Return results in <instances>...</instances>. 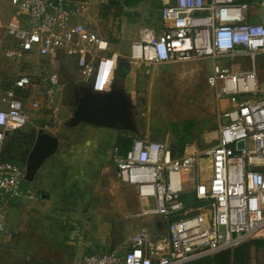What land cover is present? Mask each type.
<instances>
[{
    "label": "built area",
    "instance_id": "obj_1",
    "mask_svg": "<svg viewBox=\"0 0 264 264\" xmlns=\"http://www.w3.org/2000/svg\"><path fill=\"white\" fill-rule=\"evenodd\" d=\"M153 1L161 5L160 24L140 31L128 60L150 67L210 58L209 85L228 105L208 149L179 153L165 141L137 136L114 145L116 174L136 190L137 217L154 227L143 222L126 245L88 253L81 264H183L264 239V90L256 70L258 55H264V0ZM9 2L13 10L2 25L11 42L8 58L20 63L67 55L92 90H111L121 55L84 20V5ZM59 79L58 73L50 76L46 97L57 92ZM33 86L31 75L22 72L0 91V152L7 135L29 121L18 90ZM40 106L39 99L31 102L35 110ZM25 178L26 161L0 159V239L8 231L12 200L24 195Z\"/></svg>",
    "mask_w": 264,
    "mask_h": 264
},
{
    "label": "rangeland",
    "instance_id": "obj_2",
    "mask_svg": "<svg viewBox=\"0 0 264 264\" xmlns=\"http://www.w3.org/2000/svg\"><path fill=\"white\" fill-rule=\"evenodd\" d=\"M81 4L86 9L84 20L107 38L110 48L121 55L111 92L106 97H121L129 127L114 129L95 126L89 132L92 135L89 145L81 146L80 157L83 156L84 161L79 165L80 175L73 183L80 181L78 186L81 187L85 183L92 184L95 179L102 185L101 194L89 188L87 200L79 202L76 199L86 197V193L80 194L82 188H65L64 195L60 199L53 195L43 210H37L33 201L10 207L8 220L11 234L0 239V264H77L81 253L77 248L89 235L84 234L91 229L102 230L96 242V237H86L87 243L92 242L89 244L93 250L91 252H99L109 251L116 245H126L143 222L150 229L154 227L149 220L137 217L140 202L134 189L128 188L116 176V165L112 158L116 143L128 142V137H152L180 151L183 146L191 145L198 150L208 149L217 141L222 111L228 104L219 101L209 85L212 75L210 58L150 67L128 60L130 43L140 31L160 24L158 3L153 0H82ZM2 37L0 30V39ZM4 49L0 40V90L8 89L20 73L28 72L34 86L21 97L27 105L34 98L41 101V106L34 109L27 124L7 135L0 152L1 159L14 158L24 163L40 129L58 140L68 136L69 131L76 127L69 123L78 100L92 94V90L90 84L82 79L72 57L61 55L53 60L31 57L29 61L19 63L16 59H9ZM256 62L259 84L264 90V55H258ZM240 63L251 67L249 61ZM54 73L59 75V86L52 97H46L45 88ZM89 134L83 131L77 136L81 138ZM61 146L62 140L45 159L46 164L49 162L47 166L55 152H60ZM90 153L94 155L89 158ZM44 162L33 179L25 178L23 181L24 193L25 188L34 192L40 185L38 181L44 170ZM111 176H115L119 185L113 190L109 189L108 183ZM29 213L32 214V230L22 226L29 222ZM112 226L116 229L102 239L106 233L104 230L110 232ZM14 232L16 234L13 236ZM115 236L117 239L113 242L111 239ZM249 262L264 264V243L260 246L251 244Z\"/></svg>",
    "mask_w": 264,
    "mask_h": 264
},
{
    "label": "crops",
    "instance_id": "obj_3",
    "mask_svg": "<svg viewBox=\"0 0 264 264\" xmlns=\"http://www.w3.org/2000/svg\"><path fill=\"white\" fill-rule=\"evenodd\" d=\"M73 1H75L77 3H81L82 0H73ZM78 1H80V2H78ZM12 10L13 9H12V6H11L9 0H0V19L2 22V23H0V30H2V33H3V37L0 40H1V42H3V45L5 47L4 52H5L6 48L8 46H10L11 42L9 41V39H7L8 37L5 35L4 28L2 25L4 24V22H6L7 18L11 15ZM263 21H264V18H263ZM9 59H11V58H9ZM2 90H4V89H1L0 91H2ZM27 91H31V88L27 89V90H18L20 95H22L24 92H27ZM32 101H30L29 105L25 104L26 105L25 111L29 114V117L32 116V113L34 111V109L31 107ZM29 120H30V118H29ZM93 127H95V125L83 123V124L76 126L73 129H71L69 131L68 136H66L64 138H59V142H60V140H62V146L60 148V152L59 151L55 152V154L53 155L54 158H52L50 160L51 163L49 164V166H47V164L49 162L47 164L45 163L46 161L44 162V164H45L44 168H43L44 170L41 173V176H40L39 181H38V183H40V185L36 188V191L32 192L31 189L25 188V193L23 196H21L20 198H15L12 200L11 205L9 206L8 212L11 209L10 208L11 206L12 207H18L20 203H22V202L26 203L29 201H31V202L33 201V203H35V208L37 210H39V211L43 210L46 206V203H49V201L53 195L58 196V198L60 199L61 196L64 195V193H65V188H82V191H80V194L84 195L86 193V197H85V199H83V198L76 199L79 202L87 200V198H88L87 194L89 192V188H94V192L96 194H101L102 185L100 184V181H96L95 179L93 180V183H92L93 185L91 183L89 185H87L85 183L84 185H82L80 187V186H78L80 181H78L76 184L73 183L75 181V179L80 175L79 173L81 171L80 170L81 168L79 165L81 163H83V161H84V157L83 156L80 157L81 146L82 145H89V141L91 140V136H92L89 134V132H91L94 129ZM83 131L86 132L87 134H89V136L79 138L77 135L78 134L80 135ZM116 136H118V135H116ZM186 148L187 149H193V148H196V146L195 145L185 146L184 150ZM173 149L177 150V152H179V153L184 152V150L182 152H180L176 148H173ZM93 155L94 154L90 153L89 158L93 157ZM78 157H80V159ZM116 176H117V174H116ZM68 183H70V185ZM108 183L110 185L109 189L113 190V189L119 187L118 183L116 182L115 176H111ZM128 186H129L128 188L134 189L133 191H134L135 195L137 196L135 188L133 186H130V185H128ZM87 189H88V192H87ZM78 195H79V193H78ZM137 198H138V196H137ZM29 215H30L29 216V222L23 223L22 226L25 225L27 229L31 228V230H32V228H34L32 225V221L30 220V217L32 214L29 213ZM7 221H8V231L5 234L4 238L9 237V235L11 234V230L9 227L11 224H10V221L8 220V217H7ZM117 227H119V226H117ZM115 229H116L115 226H112L110 228V232L107 229L104 230L106 233L103 234L102 239H105L104 236L107 234H111V231L115 230ZM119 229H120V227L117 228V230H119ZM33 230H35V229H33ZM117 232H119V231H117ZM15 234L16 233L14 232L13 236ZM86 234H89L91 237H96V239L94 240L96 242L98 236L100 237L99 234H102V230L101 229H99V230L98 229H91V230L87 231L84 235H86ZM89 235H87V236L89 237ZM86 237H84V240H83L84 242H81V245L79 246V248H77L78 250H81V253L78 255L77 264H81L83 257L86 254L91 253V251H93L91 249V247H89V244H92V242L87 243ZM115 238L117 239V236H115L111 240H113V242H115V240H116ZM93 244H95V243H93Z\"/></svg>",
    "mask_w": 264,
    "mask_h": 264
},
{
    "label": "water",
    "instance_id": "obj_4",
    "mask_svg": "<svg viewBox=\"0 0 264 264\" xmlns=\"http://www.w3.org/2000/svg\"><path fill=\"white\" fill-rule=\"evenodd\" d=\"M110 92L92 90V94L82 96L78 100L69 123L70 126L86 123L114 129L128 128L125 105L118 95L112 98L106 97V94ZM58 143L59 140L56 137L47 134L43 129L39 130L26 159L27 179H33L35 172L45 159L56 150ZM240 145H243V142Z\"/></svg>",
    "mask_w": 264,
    "mask_h": 264
},
{
    "label": "trees",
    "instance_id": "obj_5",
    "mask_svg": "<svg viewBox=\"0 0 264 264\" xmlns=\"http://www.w3.org/2000/svg\"><path fill=\"white\" fill-rule=\"evenodd\" d=\"M158 6L160 8L161 5L158 4ZM160 21H161V17H160ZM184 147L185 146H183L180 149V152L184 150ZM7 159L18 161L14 158H7ZM253 243L257 246H260L261 244L264 243V240L263 239L250 240L241 243L234 248L221 250L214 254L204 255L202 257L196 258L194 260H191L183 264H249L250 263L249 247Z\"/></svg>",
    "mask_w": 264,
    "mask_h": 264
}]
</instances>
